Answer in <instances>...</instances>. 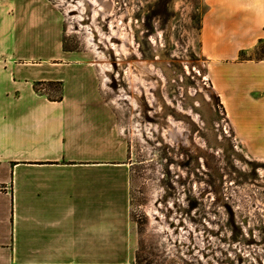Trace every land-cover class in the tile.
Instances as JSON below:
<instances>
[{
    "label": "crops",
    "instance_id": "0c3cea01",
    "mask_svg": "<svg viewBox=\"0 0 264 264\" xmlns=\"http://www.w3.org/2000/svg\"><path fill=\"white\" fill-rule=\"evenodd\" d=\"M205 1L210 78L237 135L264 150V58L240 57L264 41V0ZM19 26L34 50L0 53V264H131L132 165L115 101L86 53L65 47L52 1H0V37Z\"/></svg>",
    "mask_w": 264,
    "mask_h": 264
},
{
    "label": "rangeland",
    "instance_id": "374dc122",
    "mask_svg": "<svg viewBox=\"0 0 264 264\" xmlns=\"http://www.w3.org/2000/svg\"><path fill=\"white\" fill-rule=\"evenodd\" d=\"M50 1L64 15L65 47L96 65L130 147L131 264H264V150H250L237 135L210 78L201 40L206 1L99 0L101 14L93 9L99 3L88 1L83 22L68 12L78 0ZM91 27L99 49L109 52L108 87ZM23 33L20 26L8 35L3 29L0 53L31 56ZM117 49L130 54L122 58ZM242 57L264 58V41ZM131 69L142 76L141 110L121 96L136 93L125 79ZM141 124L143 132L135 131ZM168 125L181 139L169 134L162 145Z\"/></svg>",
    "mask_w": 264,
    "mask_h": 264
},
{
    "label": "bare ground",
    "instance_id": "6f19581e",
    "mask_svg": "<svg viewBox=\"0 0 264 264\" xmlns=\"http://www.w3.org/2000/svg\"><path fill=\"white\" fill-rule=\"evenodd\" d=\"M88 1H89V3L91 2V4H93L95 1V3H99V6L97 5V7H94L93 9L95 10V11H97V12H99L100 14L102 13V10L106 7L103 3H101L99 0H78L73 6H75L76 8H72V10H69V8H68V12H70L71 14H73L74 12H79V18H80V21H82V20H84L85 19V17H86V12H85V8H82V6H85V7H88L90 4H88ZM93 2V3H92ZM104 2V1H103ZM105 3V2H104ZM99 14V15H100ZM94 19H95V17H94ZM83 22V21H82ZM93 25V24H92ZM94 26V25H93ZM95 28V27H94ZM94 28L93 27H91V32H92V34H91V36L89 37V41L90 42H94V52L95 53H97L98 55H100L101 56V58L103 59V61L104 62H97V64L101 67V71L103 72V73H105L106 74V76H105V79H104V85L106 86V87H108L109 85H108V83L111 81V73H112V65H111V63L110 62H108V60H109V56H108V53H107V50H105V49H103L102 48V50L101 49H99V47H98V43H100V42H96V36L97 35H95V30H94ZM97 29V28H96ZM97 31V30H96ZM90 32V33H91ZM100 34V33H99ZM98 34V35H99ZM102 34V33H101ZM98 38V37H97ZM99 39V38H98ZM127 39H129V38H127ZM102 46V45H101ZM121 46V45H120ZM104 47V46H103ZM116 54L117 55H119L120 57H127L129 54H130V50H127V49H124V50H116ZM111 58V57H110ZM100 59V58H99ZM145 62V61H144ZM139 65H140V63H138ZM139 65H137V66H139ZM141 66V68H142V66L143 65H140ZM145 66V65H144ZM139 68V67H138ZM143 69V68H142ZM144 70V69H143ZM151 71H153V70H151ZM116 75H117V73H116ZM125 79L128 81V83L130 84V86H131V88L132 89H134L135 91H136V93L134 94V96H131L129 93H128V91H123V93H122V95L121 96H123V98L124 99H128V100H130V102H131V104H133L134 106H135V108L137 109V110H141V108H142V100L140 99L141 97H139L140 95H141V93L143 92V87H142V76L140 75V73H135V71H133L132 69L130 70V72H127V74H126V77H125ZM158 82V81H157ZM159 85V84H158ZM157 101H158V99H157ZM145 105V104H144ZM160 109V108H159ZM170 123V122H169ZM171 124H172V122H171ZM175 125V124H174ZM169 126V128L168 129H165V133L163 134V140H161L160 141V143L163 145V142L164 141H167L168 140V136H169V134H170V136L171 137H174L175 139H181V136L179 135V129H178V131L172 126V125H168ZM155 127H157V126H155ZM162 127V126H161ZM167 128V127H166ZM179 128V127H178ZM158 130H159V128H157ZM150 130V129H149ZM135 131H139V132H143V128H142V124H141V126H139L138 125V127H136L135 128ZM148 132V131H147ZM160 132V134L162 133L161 132V130L159 131ZM149 133V132H148ZM150 134H155V133H153V131L150 133ZM185 136V135H184ZM182 138H184V137H182ZM159 191V190H158ZM158 191H156V202L157 201H159V195H160V193L158 192ZM155 202V201H154ZM156 207L154 208V210H152L151 209V215H152V218H153V220L154 221H157V218H158V216H157V213H159L160 212V210L158 209V206L157 205H155ZM155 211H157V212H155ZM166 229V228H165ZM167 229H168V227H167Z\"/></svg>",
    "mask_w": 264,
    "mask_h": 264
},
{
    "label": "trees",
    "instance_id": "16d2710c",
    "mask_svg": "<svg viewBox=\"0 0 264 264\" xmlns=\"http://www.w3.org/2000/svg\"><path fill=\"white\" fill-rule=\"evenodd\" d=\"M242 54H243V52H242ZM242 54H241L240 56H241L242 59H244V58L242 57Z\"/></svg>",
    "mask_w": 264,
    "mask_h": 264
}]
</instances>
